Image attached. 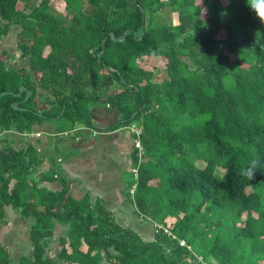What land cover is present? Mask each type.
<instances>
[{
    "label": "trees",
    "instance_id": "1",
    "mask_svg": "<svg viewBox=\"0 0 264 264\" xmlns=\"http://www.w3.org/2000/svg\"><path fill=\"white\" fill-rule=\"evenodd\" d=\"M28 5L0 0V42L18 30L25 63L0 53V225L9 213L29 220L28 253L14 262L0 244V264H264V23L248 0ZM164 10L175 23L158 20ZM147 58L156 68L142 66ZM95 107L117 117L99 123ZM62 117L78 129L48 137L130 124L136 171L124 191L135 218L152 220L150 237L100 199L72 195L58 143L44 149L37 132ZM251 159L261 169L248 180L239 169ZM52 181L61 188L42 185Z\"/></svg>",
    "mask_w": 264,
    "mask_h": 264
},
{
    "label": "crops",
    "instance_id": "2",
    "mask_svg": "<svg viewBox=\"0 0 264 264\" xmlns=\"http://www.w3.org/2000/svg\"><path fill=\"white\" fill-rule=\"evenodd\" d=\"M3 41L5 42V40ZM92 111H95V116L97 113H104L100 108L96 107ZM98 120L103 124H108L106 117L100 116ZM38 130L43 133L40 146L44 149L45 147L53 148L57 143L61 147L62 145L59 143H64L65 146L73 148V151L76 152L72 159L67 162H62L61 160L60 162V168L63 170L64 176L70 180H76L72 188V195L75 198L80 199L86 194L89 197V201L94 203L97 199H100V196L104 198L103 194H105L107 201L106 208L110 210L111 215H114L116 220L122 216L118 214L125 213L124 215H130L128 223L117 220L119 223L123 222L130 225V222L132 223L137 220L132 213V208L127 202V198L123 195L126 183L121 177V171L128 168L126 165L129 162L128 153L130 154L132 151L133 138L130 137L128 132L120 134L119 130H115L106 134H97L95 137L91 135L90 138L84 136L87 135V132H84L80 135H74L73 139L68 138L66 141L54 139L55 142L52 144L48 140L50 138L48 136L55 130H51L47 124L40 125ZM98 135L101 138L96 142L94 140L97 139ZM43 166L46 165L43 164ZM109 174L113 175L116 179L108 182V180L113 179V177H108ZM106 182L108 183L104 186ZM42 185L50 190H59L61 188L58 181L44 182ZM113 197L117 198L114 202L110 201ZM100 200L102 201V199ZM148 229H151L150 226Z\"/></svg>",
    "mask_w": 264,
    "mask_h": 264
},
{
    "label": "rangeland",
    "instance_id": "3",
    "mask_svg": "<svg viewBox=\"0 0 264 264\" xmlns=\"http://www.w3.org/2000/svg\"><path fill=\"white\" fill-rule=\"evenodd\" d=\"M38 2H39V0H29V5H28L27 9L30 10L31 7L33 5H36ZM158 20L162 21V22L167 21L169 24H173L176 22V16L173 13L169 12L168 10H164L163 12L159 13ZM16 32H18V30L11 28L10 32H8L7 35H5V37L0 42V53H3V51H6L7 54H9L10 56L13 57V60L8 62L9 66H12V65L14 66V63H20L22 66L25 64L21 60V58L19 57L20 51L17 48V41L15 38ZM3 40H5V42ZM158 63H159V61L157 58L156 59L155 58H153V59L147 58L141 64L144 68L151 70V69H153V67L156 68ZM159 74H160L159 79H156V80H160L162 78L163 73L160 72ZM110 92H113V90H111ZM100 109L104 113H97V115L95 116V111H91V117H94L96 120H98V117H100V116L106 117V119H108V122H110L111 119L113 120V118L117 117V115L114 112L110 111L108 107H104V108H100ZM68 115L71 116L69 113H68ZM137 120H138V118L133 120L131 123L137 125L138 124ZM48 123L50 124V126L53 127V130H56V131H64V130L65 131L66 130L75 131L78 129L76 127H78V125H79L78 123H74V125H73L71 123L70 118H65V117H62L60 119L51 120ZM99 123H100V121H99ZM95 125L98 126L97 123H95ZM99 125H101V124H99ZM128 125H130V124H128ZM128 125L120 127L118 129L119 133L120 134L121 133L126 134L127 133L126 131L129 130ZM37 132L41 133L40 130H38ZM96 135L97 134L92 135V137H95ZM84 136L90 138L91 137V131H89L87 133V135H84ZM96 138L97 139H95L94 141L97 142L98 139L101 138V136L98 135ZM54 139L55 138H48L49 141H52V144L55 142ZM59 144L62 146L59 147L60 150L58 149V152L57 151L54 152V153H58V155L53 154L54 157L59 156L62 159V162H67L68 160L72 159L74 154H76V152L73 151V148H69V147L65 146L64 143H59ZM208 155H210L211 157L213 156L212 153H210ZM128 156H129V153H128ZM154 157H155V155H154ZM147 158L149 159V161H152L151 156H149ZM128 160L130 161V159H128ZM43 164H45L46 166L41 167V169L46 168L47 166H49L50 163H43ZM126 165L128 166V168L121 171V177H122V179H124L125 183L128 184V182L133 181L132 176H131V172H135L136 170L132 168V165L130 162H128ZM103 170H105V169H103ZM59 171L61 173L63 172V170L61 168ZM109 176L111 178L113 177V179L108 180V182H112L116 179V178H114L113 175L109 174L108 177ZM163 176H164L163 174H160L158 180H160ZM65 178L68 180V177L65 176ZM108 182H106L104 184V186H106ZM114 186H115V184H114ZM115 189H116V187H115ZM132 189H133V187H132ZM123 195L125 198H127V200L129 199L128 193L125 194V191H123ZM103 196H104V198L100 196V199H102V202H104V206L107 207V201L105 199V194H103ZM130 196H131V194H130ZM116 199L117 198L113 197V198H111L110 201L114 202ZM157 208L158 207L155 206L154 210H156ZM154 212L155 213L152 215L156 214L159 217L160 214H159L158 210H156ZM124 214H118V215H122V216L120 217V219H117V220L125 221L128 223V217L130 215H124ZM136 218H137V216H136ZM4 220L7 222V224L3 225V226L0 225V244L7 246L9 255L11 258H13V261L15 262L17 259L16 257L18 255H20L22 253H26V254L28 253V250H26L27 244H26L25 239H23L22 235L23 234L27 235L29 220L19 219L17 215H12L11 213L7 214L5 216ZM137 220L133 221L132 223L130 222L129 226L134 228L135 231H137L138 233L140 232L141 237H150L151 234H150V229H148V227L150 226V222L152 220L150 218H147V217L143 218V220H140L137 218ZM167 222H171V219H168ZM145 227H147L146 230H144ZM58 231H62V229H59ZM54 238L55 237H53L52 243L49 246V254L50 255H55V253L58 251V249L60 247L59 244L55 242Z\"/></svg>",
    "mask_w": 264,
    "mask_h": 264
},
{
    "label": "clouds",
    "instance_id": "4",
    "mask_svg": "<svg viewBox=\"0 0 264 264\" xmlns=\"http://www.w3.org/2000/svg\"><path fill=\"white\" fill-rule=\"evenodd\" d=\"M248 4L260 21L264 23V0H248ZM258 169H261L260 161L258 159H251L242 164L239 174L248 180H253Z\"/></svg>",
    "mask_w": 264,
    "mask_h": 264
},
{
    "label": "built area",
    "instance_id": "5",
    "mask_svg": "<svg viewBox=\"0 0 264 264\" xmlns=\"http://www.w3.org/2000/svg\"><path fill=\"white\" fill-rule=\"evenodd\" d=\"M132 131H134L133 129H131ZM35 136L36 137H38L39 136V134L38 133H35ZM138 145V143H136V145L135 146H137Z\"/></svg>",
    "mask_w": 264,
    "mask_h": 264
}]
</instances>
